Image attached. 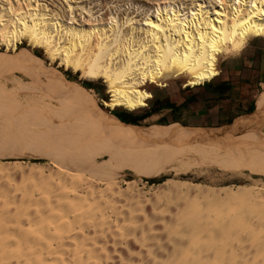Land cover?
I'll return each instance as SVG.
<instances>
[{
  "label": "bare ground",
  "instance_id": "6f19581e",
  "mask_svg": "<svg viewBox=\"0 0 264 264\" xmlns=\"http://www.w3.org/2000/svg\"><path fill=\"white\" fill-rule=\"evenodd\" d=\"M99 1L0 0V48L22 58L29 74L50 75L66 99L92 107L90 117L99 123L75 131L66 112V127L58 125V117L40 118L0 86V264H264L263 208L253 209L257 216L234 209L244 190L175 181L148 187L128 181L127 164L104 171L93 159L109 155V148L123 152L174 140L187 148L178 156L193 155L201 143L232 141L239 132L203 136L180 125L123 124L97 109L87 89L30 59L41 51L51 67L104 81L105 107L135 112L153 98L149 86L186 79L185 88L201 87L219 77L221 58L264 42V0H156L142 19L127 12L116 18L111 0ZM25 45L28 55L19 52ZM263 119L244 136L250 145ZM94 144L101 147L88 152ZM10 152L57 158L62 167L9 163ZM162 169L144 175L153 178Z\"/></svg>",
  "mask_w": 264,
  "mask_h": 264
},
{
  "label": "rangeland",
  "instance_id": "374dc122",
  "mask_svg": "<svg viewBox=\"0 0 264 264\" xmlns=\"http://www.w3.org/2000/svg\"><path fill=\"white\" fill-rule=\"evenodd\" d=\"M120 1L125 5L118 4ZM154 1L156 2V0H135L132 2H128L127 0H111L110 7L115 8L113 14L116 15V18L126 19V16L123 17V13L127 12V15L134 13L132 16H139L142 19L145 17V14H152L154 11ZM101 2H103V0L99 1V3ZM83 19L84 17L81 21H83ZM126 27L127 26H125L124 29H126ZM253 44L264 49L263 41L254 42ZM19 49V52H23L27 55L30 54V49L26 45L21 46ZM32 53L33 52L30 54V59L38 60L46 68L61 73L68 82L87 89L89 91L88 97L94 101L97 109H101L115 119L127 112L123 109L110 111L105 107L104 104L110 101V95L108 94L107 84L104 81L92 82L84 80L80 73L74 72L73 70L65 71L64 68H58V65L51 67L50 61L45 57L43 52L38 51L35 55ZM16 56L17 55L12 52H7L4 47L0 48V86L5 89L8 95L14 96L27 111L36 113L40 118L58 117L60 120L57 124L64 127H66V124L61 118L64 116L63 114L69 112L73 117V123L71 122V125L75 131L79 130L83 132L89 127L90 129H94L99 126L98 120L90 117L93 114L92 112H94L92 107V112L86 111L85 106L73 103L66 99L63 88L59 87L50 75L41 73L39 76L35 77L29 74L24 70L22 58H16ZM229 58L232 57L225 56L221 58L219 63L220 71L224 62ZM185 82L186 79L181 81H171L165 88L149 86L147 92H149L153 98L148 102V107L133 114L140 117L147 112L158 110L161 106L160 104L169 101V96L187 89L184 87ZM86 84L90 87H87ZM49 109L51 112L48 111ZM254 114L255 112L253 115ZM253 115L232 122L230 126L218 129V131L207 130L202 132L203 136H208V134H225L226 132H239L240 135L232 141L228 139L218 144L201 143L202 145L196 146V154L193 155L185 154L183 156H178V151L186 152L187 148L185 144L178 143L177 140H174L169 144L162 145H129L123 152H118V149L109 148V155L104 154L103 158L94 157L93 159H95L100 167L104 166L105 169H107L104 171H110L113 168L115 169V167L118 168L119 165L127 164V166H123L122 169L126 175L129 176L128 181H143L148 187H158L165 182L175 181L192 186L200 185L218 190L233 189L234 192L238 189H242V191H245H243L245 194H242L244 196L240 195L242 198H239V196V200L236 199L237 203H234V209L236 210L238 208L239 210L240 208L242 209V207H246V209H248H245L244 211L246 214L251 213V215L257 216L260 211L261 213L264 211V206H262L261 203H264V199H262L263 201L260 200L261 198H264V147L261 145L257 147V143L263 142L264 144V110L259 112V114H256L254 117ZM261 119H263V121L260 125L262 124L263 126L261 125L260 130L253 133L257 143L250 145L247 141L249 139L244 136L251 132L253 130L251 127ZM238 122L242 124L241 129L235 128V125H237ZM161 123L163 124L161 125ZM172 124L171 113L166 112L165 110L160 112L159 115L143 122L139 127L170 126ZM106 146H108L107 143ZM99 147L101 146L94 144L88 148V152L94 151V149ZM15 153L16 152H10L8 154L10 158L5 161L9 163L50 164L56 169L62 167V162L57 158L32 159L31 157H16L20 155H15ZM212 156H221L225 159H220L218 157L213 158ZM249 161L251 162V165L247 164ZM157 165L163 168L161 172L153 178H147L144 173L153 170ZM222 194L221 197L223 198L224 196L225 199V193ZM254 201L256 203H254ZM241 202L245 206L242 205ZM222 203H218V211L224 209ZM223 204L226 206L227 203L225 202ZM255 204L258 206L255 207ZM251 205L252 207L250 208ZM219 206H221V209ZM260 207L263 209L260 210ZM254 208L259 212L258 214L254 211ZM251 209L252 211H249ZM254 212L256 214H254Z\"/></svg>",
  "mask_w": 264,
  "mask_h": 264
},
{
  "label": "crops",
  "instance_id": "0c3cea01",
  "mask_svg": "<svg viewBox=\"0 0 264 264\" xmlns=\"http://www.w3.org/2000/svg\"><path fill=\"white\" fill-rule=\"evenodd\" d=\"M169 101L177 108L166 110L172 125L189 130H218L255 112L254 117L264 110V49L250 45L239 57L227 59L211 83L172 94Z\"/></svg>",
  "mask_w": 264,
  "mask_h": 264
},
{
  "label": "trees",
  "instance_id": "16d2710c",
  "mask_svg": "<svg viewBox=\"0 0 264 264\" xmlns=\"http://www.w3.org/2000/svg\"><path fill=\"white\" fill-rule=\"evenodd\" d=\"M87 87H90L89 85L86 84ZM160 108L158 110L155 111H151V112H147L144 115L137 117L135 114L138 111L135 112H125L124 115L118 116V118H116V120H119V122L123 123V124H127L129 126H140V124H142L143 122L149 120L150 118H152L154 115L158 114L159 112L163 111V110H170L172 109L173 111H175L177 108L175 107V105H173L170 101H166L165 103L160 104ZM146 109V108H144ZM118 110V109H117ZM143 110V109H141ZM126 111V110H124ZM114 118V117H113ZM163 123H161L162 125Z\"/></svg>",
  "mask_w": 264,
  "mask_h": 264
}]
</instances>
